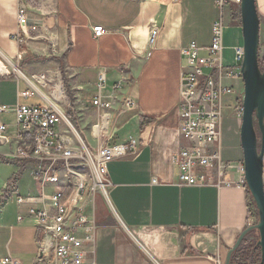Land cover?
Listing matches in <instances>:
<instances>
[{
  "label": "crops",
  "instance_id": "0c3cea01",
  "mask_svg": "<svg viewBox=\"0 0 264 264\" xmlns=\"http://www.w3.org/2000/svg\"><path fill=\"white\" fill-rule=\"evenodd\" d=\"M257 5L264 41V0ZM22 11L26 23L20 30ZM220 16L217 0H0V56L12 61L8 64L27 81L0 76V105L40 104L38 97H21L31 87L27 79L59 80L67 90V117L83 141L96 147L95 126L104 111L94 100L103 87V100H114L108 111L112 143L135 138L142 146L137 157L109 162L110 204L101 195L85 204L96 222L94 237L86 243V264H225L249 227V193L236 182L241 178L236 169L226 173L235 182L231 186H188L179 183L180 170L173 161L188 144L179 133L177 112L185 71L181 50L192 42L210 47ZM224 20V60L233 66L244 42L241 11L228 5ZM97 25L106 30L98 38L93 32ZM153 25L160 34L151 48ZM16 33L19 41L12 38ZM119 83L125 86L114 91ZM227 83L245 89L242 79ZM129 97L137 107L122 111ZM0 115L16 128L11 114ZM237 118L232 139L222 143L225 162L244 163L242 118ZM85 119L92 124L90 135L80 127ZM60 131L68 133L67 126L62 124ZM14 145L0 146V264L10 255L21 264H37L43 232L29 210L42 209L43 194H52L54 187L41 185L37 161L15 162L5 156Z\"/></svg>",
  "mask_w": 264,
  "mask_h": 264
},
{
  "label": "built area",
  "instance_id": "2783aa9c",
  "mask_svg": "<svg viewBox=\"0 0 264 264\" xmlns=\"http://www.w3.org/2000/svg\"><path fill=\"white\" fill-rule=\"evenodd\" d=\"M217 4L221 16L213 25L212 45L202 48L192 42L181 50L185 71L177 112L179 133L188 144L175 154L173 161L179 167L181 185L231 186L235 182L226 179V173L236 169L241 174L240 180L236 182L248 191L245 164L222 160V123L228 108V98L233 93L237 94L233 109L242 118L245 93L244 89L236 90L227 83L232 78L243 80L244 47L236 49L235 65L226 64L224 10L228 5H233L241 11L242 0H217ZM18 20L20 30H23L26 23L23 11ZM93 32L98 38L106 30L102 25H97L93 27ZM159 34V27L153 25L149 38L151 48ZM12 38L19 41L21 34L16 33ZM203 50L207 51L206 55L202 54ZM151 54L150 51L148 55ZM41 78L45 82L38 78L37 87L30 84V89L21 93V97L40 98V104L21 102L14 106L0 105V114H11L17 124L16 128H12L9 123L0 121V146L14 143L5 156L15 162L37 161L36 175L41 185L44 188L54 187L52 194H43L42 209L31 207L29 210L31 218L43 232L37 264H86V243L94 237L96 222L87 215L85 204L88 198L93 199L97 195L110 204L112 181L109 162L128 155L137 157L142 146L135 138L125 143H112L113 138L108 135V111L114 100H103V87H100L94 100V105L104 111L101 112V121L95 126V137L100 143L96 147L88 145L64 111L63 100L67 97V90L63 82L47 81L45 76ZM101 79L105 81L104 76ZM124 86L119 83L114 86V91ZM45 88H48V93L43 91ZM136 107V101L130 97L122 103V111ZM62 124L67 126L68 133L60 131ZM153 181L157 180L154 178ZM251 215L249 226L259 222V217L252 212ZM81 232L87 234L85 238L80 236ZM2 264L21 263L10 255L2 260Z\"/></svg>",
  "mask_w": 264,
  "mask_h": 264
},
{
  "label": "water",
  "instance_id": "95a60500",
  "mask_svg": "<svg viewBox=\"0 0 264 264\" xmlns=\"http://www.w3.org/2000/svg\"><path fill=\"white\" fill-rule=\"evenodd\" d=\"M241 17L245 94L240 138L247 187L256 204L259 222L242 232L229 251L225 264H232L234 254L252 233H258L256 248L260 249L261 264H264V69L260 59L261 18L257 0H242Z\"/></svg>",
  "mask_w": 264,
  "mask_h": 264
},
{
  "label": "rangeland",
  "instance_id": "374dc122",
  "mask_svg": "<svg viewBox=\"0 0 264 264\" xmlns=\"http://www.w3.org/2000/svg\"><path fill=\"white\" fill-rule=\"evenodd\" d=\"M260 59H261V67H262V69H264V41L263 40H261V44H260ZM15 64L17 65V63H15ZM10 72H11V75H8ZM2 75H7V76H15L16 75V76L20 77V79H23L26 81V79L18 71H15L10 66V64H8L6 59H4L3 57L0 56V76H2ZM26 75H28V74H26ZM237 98H238V96L235 93L231 94L228 98V108L225 112V116H224L223 123H222V143L224 144V146L226 144V140L232 139L231 129H233L234 124L236 122H238V118H237L238 116H237L235 110L233 109V106L237 103ZM5 117L6 116H4V115H0V121L6 122ZM82 123H84V124H82ZM80 124H81L80 127H83L87 130V132H86L87 135H90V128H91L92 124L89 121H86V119L80 121ZM255 237H258L257 233L256 234L252 233L251 237L247 238L248 242L244 243V246L245 247L249 246V242H252V240H254Z\"/></svg>",
  "mask_w": 264,
  "mask_h": 264
},
{
  "label": "trees",
  "instance_id": "16d2710c",
  "mask_svg": "<svg viewBox=\"0 0 264 264\" xmlns=\"http://www.w3.org/2000/svg\"><path fill=\"white\" fill-rule=\"evenodd\" d=\"M249 199H250V210L253 215L257 218L259 217L258 210L255 202L252 200V196L248 190ZM251 237V234L248 236ZM258 241V237H255L252 242H249V246H242L233 256L232 264H261V251L256 248V243ZM248 240H245L247 243Z\"/></svg>",
  "mask_w": 264,
  "mask_h": 264
},
{
  "label": "bare ground",
  "instance_id": "6f19581e",
  "mask_svg": "<svg viewBox=\"0 0 264 264\" xmlns=\"http://www.w3.org/2000/svg\"><path fill=\"white\" fill-rule=\"evenodd\" d=\"M8 62L10 63V64H12V61H10V60H8ZM38 76V75H37ZM41 79V81L42 82H45V80H43L42 78H40ZM28 81H29V83L33 86V87H37L38 85H37V83L36 82H34L33 80H30V79H27ZM43 90V89H42ZM44 91V90H43ZM45 93H46V91H44Z\"/></svg>",
  "mask_w": 264,
  "mask_h": 264
}]
</instances>
